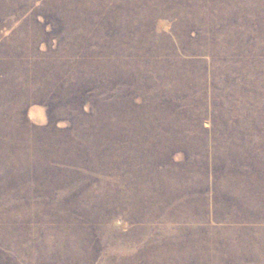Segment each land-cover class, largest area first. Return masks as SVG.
Instances as JSON below:
<instances>
[{
  "label": "rangeland",
  "instance_id": "1",
  "mask_svg": "<svg viewBox=\"0 0 264 264\" xmlns=\"http://www.w3.org/2000/svg\"><path fill=\"white\" fill-rule=\"evenodd\" d=\"M0 264H264V0H0Z\"/></svg>",
  "mask_w": 264,
  "mask_h": 264
}]
</instances>
